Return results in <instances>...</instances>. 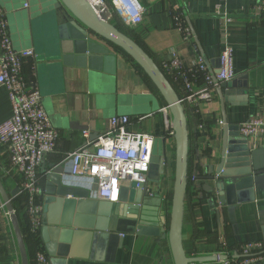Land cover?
Wrapping results in <instances>:
<instances>
[{
    "label": "crops",
    "instance_id": "crops-1",
    "mask_svg": "<svg viewBox=\"0 0 264 264\" xmlns=\"http://www.w3.org/2000/svg\"><path fill=\"white\" fill-rule=\"evenodd\" d=\"M253 1L137 0L144 9L140 24L129 26L116 16H108L109 22L132 38L162 70L173 53H176L183 68L193 67L196 62V38L200 47L198 51L209 72L215 74L219 70L224 27L223 17L216 13V6L222 4L223 10L232 15V21L227 25V35L234 49L236 76L229 82L235 84L233 91L236 94L228 103L221 104L216 89H213L209 101L196 105L184 102L189 134V180L182 243L186 256L191 258L218 253L221 242L226 245L224 253H233L243 243L264 241V146L259 147L263 150L257 158L262 170L254 173L253 177L254 202L219 205L217 196L209 190L212 182L206 178L208 166L218 162L220 155L223 115L227 125H240L252 116L261 114L264 109V18L239 15ZM55 3L58 0H0L15 49L31 48L36 53L37 45L41 50L44 48L52 36L50 25L59 18L53 8ZM176 12L187 13L194 33L191 39H185L175 27L173 17ZM33 22L36 23L35 27ZM94 41L104 45L102 41ZM112 51L116 58L115 73L112 75L88 67L39 61L36 54L24 63V76L27 81L36 82L43 107L57 132L55 151L46 156L45 161L66 162L69 171L66 157L83 144V132L89 133L90 139H95L108 130L112 117H129L131 124L128 131L151 134L162 142L166 168L159 167L158 170L153 166L147 179V206L144 207L149 209L153 219L159 220L164 232L158 237L141 235L137 232L136 221L118 219L115 225L118 247L114 259L105 248H96L92 257L67 258L59 260L57 264H174L167 238H162L167 232L173 187L174 141L166 130L171 116L157 89L136 64L119 49L113 48ZM202 86V77L198 76L193 87L198 90ZM174 87L183 97L181 87ZM242 88L245 92H238ZM11 114L8 93L0 86V124ZM38 179L41 188L43 178L39 170ZM0 180L8 194L15 187L21 189V176L12 170L3 146H0ZM66 180L68 185L89 190L91 194L95 190L93 186L87 188L79 181L74 182L67 177ZM133 196L130 192L129 198ZM36 201L42 207L40 193ZM25 203L26 195L20 193L19 199L14 202V212L27 237L38 238L39 235L40 239V231L38 234L32 232ZM1 204L0 198V264H21L9 216L5 209H1ZM28 243L33 250V240L29 239ZM41 243L39 248L45 250ZM80 250L81 247L77 252L81 254Z\"/></svg>",
    "mask_w": 264,
    "mask_h": 264
},
{
    "label": "water",
    "instance_id": "water-1",
    "mask_svg": "<svg viewBox=\"0 0 264 264\" xmlns=\"http://www.w3.org/2000/svg\"><path fill=\"white\" fill-rule=\"evenodd\" d=\"M53 8L59 18L50 25L52 36L49 42L45 43L42 50L39 45L35 47L37 60L56 64L61 62L71 67H88L112 75L115 73L116 61L112 49L116 48L127 55L157 89L171 116L174 141L171 209L167 232L162 238H167L174 264H206L216 261L215 255L187 257L183 248L182 225L189 180V134L181 97L154 60L132 38L109 22L108 13L98 14L88 0H58ZM183 17L194 36L187 13L184 12ZM33 25L35 27L36 23L33 22ZM94 40L102 41L104 45ZM195 45L200 48L196 38ZM234 88L235 84L231 82L222 83L216 88L221 104L233 99L236 94ZM243 90L238 92H245ZM223 123L218 162L209 165L206 173L207 180L212 182L209 190L217 196L222 206L252 203L255 201L253 177L254 173L258 174L262 170L260 164H257V158L263 149H253L249 141L240 135L239 125H227L224 115ZM162 164V142L157 138L153 144L148 175L153 166L159 170ZM39 174L43 178V187L40 188L43 223L40 237L52 264L67 258L92 257L96 248H105L111 259H114L118 247L115 235L118 219L136 221L137 232L141 235L158 237L164 232L163 225L153 219L149 209L144 207L147 206V194L142 189H147V184L140 185L138 189L133 185L122 187L118 202L109 203L93 198L89 190L68 185L66 162L46 163L44 157ZM19 191L15 187L8 194L0 180V198L9 216L20 262L28 264L24 239L12 205V201L20 195ZM130 192L134 194L133 198H129ZM157 205L160 206L159 203ZM217 218L219 224V215ZM79 247L82 248L81 254L77 252Z\"/></svg>",
    "mask_w": 264,
    "mask_h": 264
},
{
    "label": "built area",
    "instance_id": "built-area-1",
    "mask_svg": "<svg viewBox=\"0 0 264 264\" xmlns=\"http://www.w3.org/2000/svg\"><path fill=\"white\" fill-rule=\"evenodd\" d=\"M89 1L98 14L116 16L129 26L142 22L144 9L137 0H96L97 5ZM216 13L223 17L224 22L217 73L209 72L196 46V62L190 69L182 67L176 53L164 63L163 73L172 85H179L184 93L181 97L183 105L185 101L191 105L209 101L213 89L236 76L234 49L227 35V25L232 21V15L223 10L222 4L216 6ZM241 14L264 18V0H254L247 9L240 11ZM173 20L183 37L191 39L183 14L176 12ZM34 57L31 48L13 47L6 12L0 5V86L6 89L12 109L11 117L0 124V146L5 148L12 170L21 176L19 193L26 195L24 209L32 232L38 234L43 224L42 207L36 201L40 193L38 170L42 159L55 151L57 132L43 107L36 82H29L24 76V63ZM198 76L202 77L203 86L195 90L194 80ZM130 124L129 117L114 116L109 121L108 130L95 139H90L89 133L83 132V144L66 157L69 163L66 177L83 183L87 188L93 186L95 190L92 196L109 203L118 202L122 187L133 185L138 189L140 185H146L153 144L157 137L143 132H130L127 129ZM166 130L173 136L171 121L167 122ZM239 133L249 141L253 149L264 146V109L261 114L240 124ZM162 167L166 168V164L163 163ZM142 190L148 194V189ZM1 209H5L3 204ZM221 248L222 252L214 254L216 261L208 264H264V241L243 243L233 253H224V242H221ZM34 264L52 263L42 250L35 253Z\"/></svg>",
    "mask_w": 264,
    "mask_h": 264
},
{
    "label": "trees",
    "instance_id": "trees-1",
    "mask_svg": "<svg viewBox=\"0 0 264 264\" xmlns=\"http://www.w3.org/2000/svg\"><path fill=\"white\" fill-rule=\"evenodd\" d=\"M137 66V65H136ZM138 67V66H137ZM139 68V67H138ZM140 69V68H139ZM141 70V69H140ZM142 71V70H141ZM142 73L144 74V72L142 71ZM145 75V74H144ZM146 76V75H145ZM147 77V76H146ZM174 87V85H173ZM175 88V87H174ZM178 93V92H177ZM180 96V95H179ZM181 97V96H180ZM19 196L18 195L13 201H12V205H13V210L15 211V204L14 202L17 201L19 199ZM172 196V195H171ZM15 215L17 216V219H18V223H19V226H20V230H21V233H22V236H23V239H24V244H25V248H26V251H27V256H28V264H34V256H35V253L37 251H42L43 249H40L39 248V244L42 242L41 241V238L39 239V235H38V238L37 237H27L26 235V230L24 229L23 225L21 224V222L19 221V217L17 215V213H15ZM29 239L33 240V244H34V248L33 250L31 249V244L28 243ZM42 244V243H41ZM36 246V247H35ZM221 246V245H220ZM38 247V248H37ZM222 250V248H220ZM220 250V251H221ZM45 251V250H43ZM46 252V251H45Z\"/></svg>",
    "mask_w": 264,
    "mask_h": 264
},
{
    "label": "bare ground",
    "instance_id": "bare-ground-1",
    "mask_svg": "<svg viewBox=\"0 0 264 264\" xmlns=\"http://www.w3.org/2000/svg\"><path fill=\"white\" fill-rule=\"evenodd\" d=\"M89 1V0H88ZM93 2V5H97V1L96 0H91ZM90 2V1H89ZM91 3V2H90Z\"/></svg>",
    "mask_w": 264,
    "mask_h": 264
},
{
    "label": "rangeland",
    "instance_id": "rangeland-1",
    "mask_svg": "<svg viewBox=\"0 0 264 264\" xmlns=\"http://www.w3.org/2000/svg\"><path fill=\"white\" fill-rule=\"evenodd\" d=\"M4 210V209H3ZM15 243H16V241H15ZM17 246V245H16ZM219 252H221V251H219ZM20 258V257H19Z\"/></svg>",
    "mask_w": 264,
    "mask_h": 264
}]
</instances>
